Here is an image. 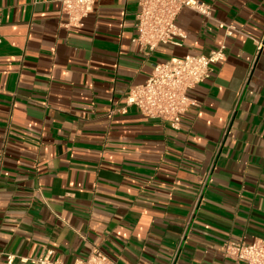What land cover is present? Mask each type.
<instances>
[{"label": "crops", "instance_id": "crops-1", "mask_svg": "<svg viewBox=\"0 0 264 264\" xmlns=\"http://www.w3.org/2000/svg\"><path fill=\"white\" fill-rule=\"evenodd\" d=\"M199 1L211 18L184 10L145 53L135 1L72 31L58 0H0V264H244L223 245L264 239V0ZM222 45L178 128L126 106L155 65Z\"/></svg>", "mask_w": 264, "mask_h": 264}, {"label": "built area", "instance_id": "built-area-1", "mask_svg": "<svg viewBox=\"0 0 264 264\" xmlns=\"http://www.w3.org/2000/svg\"><path fill=\"white\" fill-rule=\"evenodd\" d=\"M61 13L67 18L66 27L80 30L84 21L96 9L97 0H58ZM137 3L135 31L133 40L141 51L153 53L163 45L175 44L177 37H184L178 26V17L184 10L195 12L211 18V6L199 0H127ZM239 31L227 27L226 35L233 36ZM262 43L258 49L261 50ZM226 59V46L222 45L209 55L186 56L171 59L154 67L151 77L142 85L132 88L126 97V106L136 108L149 119L159 120L178 128L182 118L193 107H198L190 92L211 78L214 66ZM222 255L235 263L264 264V239L252 244L227 242L222 247ZM14 261L8 257L9 264ZM22 263L31 264H65L50 257L39 259H22ZM74 264H118L103 252L94 249L84 260Z\"/></svg>", "mask_w": 264, "mask_h": 264}]
</instances>
